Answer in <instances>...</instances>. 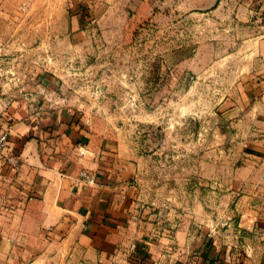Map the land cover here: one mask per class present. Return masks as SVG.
Here are the masks:
<instances>
[{"label":"crops","instance_id":"crops-1","mask_svg":"<svg viewBox=\"0 0 264 264\" xmlns=\"http://www.w3.org/2000/svg\"><path fill=\"white\" fill-rule=\"evenodd\" d=\"M10 1L0 0V23ZM181 4L216 14L233 5L242 20H264V0ZM262 29H248L207 69L226 86L217 105L226 131L262 134L221 172L211 157L186 172L137 155L86 124L55 74L0 77V131L20 161L14 169L0 159V264H264ZM8 33L0 32L2 51ZM81 170L97 182H76ZM202 182L215 188L203 192Z\"/></svg>","mask_w":264,"mask_h":264},{"label":"rangeland","instance_id":"rangeland-1","mask_svg":"<svg viewBox=\"0 0 264 264\" xmlns=\"http://www.w3.org/2000/svg\"><path fill=\"white\" fill-rule=\"evenodd\" d=\"M181 3L11 0L9 20L0 23L10 36L0 77L55 74L86 124L106 128L137 155L186 172L206 156L225 171L262 134L254 126L226 131L227 116L217 110L226 86L207 69L248 39V29L263 30L264 20H242L233 5L216 14L217 7L184 11Z\"/></svg>","mask_w":264,"mask_h":264},{"label":"built area","instance_id":"built-area-1","mask_svg":"<svg viewBox=\"0 0 264 264\" xmlns=\"http://www.w3.org/2000/svg\"><path fill=\"white\" fill-rule=\"evenodd\" d=\"M8 133L4 130L0 131V159H5L6 164L11 168H18L20 161L16 155L8 153ZM76 182L82 184L93 185L97 182L95 173L88 170H81L75 177Z\"/></svg>","mask_w":264,"mask_h":264}]
</instances>
